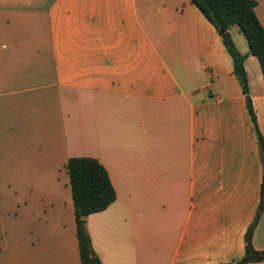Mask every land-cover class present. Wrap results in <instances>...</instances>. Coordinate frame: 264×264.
Returning a JSON list of instances; mask_svg holds the SVG:
<instances>
[{
  "label": "crops",
  "instance_id": "obj_1",
  "mask_svg": "<svg viewBox=\"0 0 264 264\" xmlns=\"http://www.w3.org/2000/svg\"><path fill=\"white\" fill-rule=\"evenodd\" d=\"M255 13L264 27V0ZM244 67L264 137V75L253 55ZM75 157L116 192L86 220L102 264L243 257L264 168L232 59L191 0H0V264H82Z\"/></svg>",
  "mask_w": 264,
  "mask_h": 264
},
{
  "label": "trees",
  "instance_id": "obj_2",
  "mask_svg": "<svg viewBox=\"0 0 264 264\" xmlns=\"http://www.w3.org/2000/svg\"><path fill=\"white\" fill-rule=\"evenodd\" d=\"M221 35L222 43L232 59L233 74L244 96L247 112L255 136L260 161L264 168V137L261 135L257 117L250 97L247 72L244 67L248 55L255 56L264 75V27L260 23L255 7L257 0H191ZM237 26L244 35L249 49L241 53L231 35V28ZM67 169L71 181L75 208L77 237L82 264H102L93 250L87 231V217L106 210L116 200V192L105 167L91 157H75L68 161ZM264 212V169L261 185L260 204L254 219L248 227L244 241L245 253L239 260L225 264H254L264 261V250L253 244L254 231Z\"/></svg>",
  "mask_w": 264,
  "mask_h": 264
},
{
  "label": "rangeland",
  "instance_id": "obj_3",
  "mask_svg": "<svg viewBox=\"0 0 264 264\" xmlns=\"http://www.w3.org/2000/svg\"><path fill=\"white\" fill-rule=\"evenodd\" d=\"M241 37L244 39V37L241 35ZM244 42H245V39H244Z\"/></svg>",
  "mask_w": 264,
  "mask_h": 264
}]
</instances>
